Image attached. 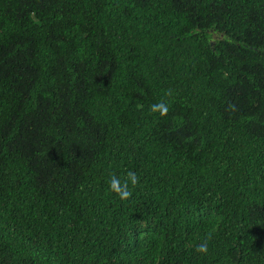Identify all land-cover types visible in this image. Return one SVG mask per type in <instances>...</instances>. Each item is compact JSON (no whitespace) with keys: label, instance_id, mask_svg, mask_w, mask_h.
<instances>
[{"label":"trees","instance_id":"16d2710c","mask_svg":"<svg viewBox=\"0 0 264 264\" xmlns=\"http://www.w3.org/2000/svg\"><path fill=\"white\" fill-rule=\"evenodd\" d=\"M0 264H264V0H0Z\"/></svg>","mask_w":264,"mask_h":264},{"label":"water","instance_id":"95a60500","mask_svg":"<svg viewBox=\"0 0 264 264\" xmlns=\"http://www.w3.org/2000/svg\"><path fill=\"white\" fill-rule=\"evenodd\" d=\"M211 43H212V41H211Z\"/></svg>","mask_w":264,"mask_h":264}]
</instances>
